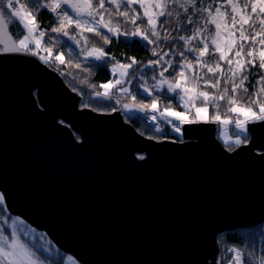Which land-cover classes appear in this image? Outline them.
Masks as SVG:
<instances>
[{
  "label": "water",
  "instance_id": "1",
  "mask_svg": "<svg viewBox=\"0 0 264 264\" xmlns=\"http://www.w3.org/2000/svg\"><path fill=\"white\" fill-rule=\"evenodd\" d=\"M13 39L0 27V41ZM82 99L38 57L0 44V193L63 253L80 264H221L220 235L264 224V133L232 152L218 123L149 139L125 120L146 112L99 113Z\"/></svg>",
  "mask_w": 264,
  "mask_h": 264
},
{
  "label": "snow or ice",
  "instance_id": "2",
  "mask_svg": "<svg viewBox=\"0 0 264 264\" xmlns=\"http://www.w3.org/2000/svg\"><path fill=\"white\" fill-rule=\"evenodd\" d=\"M42 11L53 17L49 29H41L37 22V16ZM122 25H130L131 31L123 29ZM0 27L11 31L14 37L11 43L0 41L5 53L30 54L45 64L50 62L54 47L43 48L48 53L47 57L40 55L42 38L48 31L56 34L52 39L67 37L76 45L81 43V39L88 44L86 32L98 37L103 45L112 43L108 34L116 38L122 35L136 37V40L127 42L144 48L155 45L150 51L156 59L144 65L149 72H156L159 66L158 76H151L155 82L153 88L165 96L173 93L169 99L182 102L185 111H173L168 106L161 110L157 107L159 97L154 96L148 104L141 103L138 107L124 104L128 113L151 110L152 113L159 112L165 120L169 116L174 117L181 125L234 123L237 131L235 139L227 141L230 146L226 150L229 152L240 146L256 147L253 136L264 133V0H0ZM69 29L78 31L70 35ZM173 32L178 34L172 35ZM77 36L81 39H77ZM181 41L184 42L180 45L181 50L173 52ZM163 42H167V50L161 46ZM30 45L35 47L30 48ZM65 46L71 45L66 41ZM87 56L102 62L93 66L106 67L113 62L112 73L119 71L118 80L99 85L108 99H111L109 88L124 81L129 70L140 63L135 57H128L127 63H121L115 56L109 60V52L95 44L88 49ZM208 56L214 57L211 64L204 60ZM62 57L63 53H60L55 59L63 64L65 61ZM174 57H182L183 60L174 61ZM197 65L201 70L206 69L205 75L211 73L217 77L215 82L196 75L194 70ZM140 71L136 68V73ZM165 73L168 75L165 76ZM250 75L253 77L251 92L245 86ZM137 78L138 81L143 80V75ZM202 80L206 87L217 89L219 94L197 91ZM221 80L227 85L222 89ZM137 87L143 88L141 95H151L143 85L138 83ZM120 91L128 93L126 87ZM96 95L102 94L96 92ZM238 95L240 100L237 99ZM131 99L135 101L136 96H131ZM197 100L202 101V106L197 107ZM224 100L228 106L227 112L237 114L234 121L227 118L221 121L219 101ZM209 104L217 109L211 119L204 115L208 112ZM187 113H191L193 118L189 119ZM132 118L129 116V119ZM152 120H156L155 115ZM173 128L183 135L179 126L173 125ZM155 131L159 132L160 129L156 128ZM258 155L264 160V150H260ZM137 158L146 159L144 155ZM3 198V193H0V200ZM230 251L233 256L228 258V264H264V255L258 254L254 248L247 253L237 248ZM68 260L71 264H79L74 257L70 256ZM0 264H42V261L15 231L8 235L0 231Z\"/></svg>",
  "mask_w": 264,
  "mask_h": 264
},
{
  "label": "trees",
  "instance_id": "3",
  "mask_svg": "<svg viewBox=\"0 0 264 264\" xmlns=\"http://www.w3.org/2000/svg\"><path fill=\"white\" fill-rule=\"evenodd\" d=\"M21 2H24V0H21ZM210 2V0H209ZM37 22L41 29H49L52 22L53 17L51 14L47 12H41L37 16ZM192 27V26H189ZM123 29H126L128 31H131L130 25H122ZM78 30L69 29L70 35L76 34ZM106 31V30H105ZM11 32V31H10ZM25 34V32H24ZM177 32H173L172 35H177ZM86 36L89 37L88 44H84L81 37L77 36V39H81V43L79 45H76L74 41H68L67 37H59L56 39H52L56 37L55 33H51L48 31L47 35L43 37V45L42 47H48L54 45L52 47V56L51 60H53V67L55 70L59 71L60 73L64 74V79L68 84H70L73 89L81 94H83V102L82 104L86 107H91L97 112H108L111 113V111H114L113 109H118L121 104H117L115 100H109L104 97H99L96 95V92H100L102 90L99 85L108 83L109 80L113 79V73L111 71V66L113 62H109L106 67H99V66H93V65H101V61H95V60H89L84 58V51L81 52V49H86L87 47L90 48L93 44L103 47L105 52H109V60L112 56H115L116 60H119L121 63H127L128 57H135L137 61L140 63L134 66L133 69H130L129 74L127 75L128 81H130L131 85V94H126L125 96L127 98H130L131 95L136 96L135 103L141 104H148L152 97L158 96V105L157 107L164 108L166 106L170 107L171 109H178L184 111V108L182 107L181 102L178 103L176 100L169 99L173 93H168L167 96L159 93L157 90L153 88L154 81L151 79L152 75H157L159 72V66H157L156 72H149L148 68H145L144 65L148 64L150 60L156 59V57H153L151 54L150 49L152 47H155V45H149L148 48H144L139 44H134L127 41H134L137 38L131 37V36H120L119 38L112 37L111 34H108L110 39L112 40L111 44L103 45L102 41L95 37L92 33H85ZM239 36V33L237 34V37ZM68 42L70 47L65 46V42ZM184 42H179L176 44L175 49L173 52L180 51L181 47ZM195 43V42H194ZM162 47L167 50V42H163L161 44ZM210 45V50H211ZM186 52V49H184ZM247 50V48L245 49ZM45 56H48V53L44 52ZM63 53V60L65 61L63 64L59 62V60H56V54ZM219 54V53H218ZM187 55V52H186ZM165 59H168V57H165ZM175 59L183 60L182 57ZM189 59H191V56L189 55ZM214 57L208 56L205 57L204 60L211 64ZM79 64L80 67L77 68L76 65ZM223 65V64H222ZM136 68L141 69L139 73H136ZM171 71V69H169ZM195 74L202 76L204 80H211L213 83L215 82L217 77L212 76L211 73H206V69L201 70L199 66H195ZM144 73H148V75H144ZM143 75V80L138 81V76ZM168 73H165V76H167ZM187 75V73H186ZM253 81V77L250 75L249 80L246 81L245 86L248 87L249 92L252 91L251 83ZM141 84L144 87L148 88L151 92V95L145 96L141 95L143 93V88L137 87V85ZM95 85V87H93ZM191 86V85H190ZM221 89L227 85L224 84V81L221 80ZM197 91H209L210 93L219 94L217 92V89H212L209 87H206L203 80L200 82L199 87L196 89ZM239 91V90H238ZM231 95V93H229ZM240 95H243L240 93ZM240 95L237 96V99L240 100ZM245 99H247L245 97ZM242 102V101H241ZM197 107L202 106V101L197 100L196 101ZM219 113L221 115V118H232L234 120L236 118V113H228L227 112V103L226 100L219 101ZM209 110V119L215 114L217 111L216 108L212 106V104H209L208 107ZM231 116V117H230ZM131 124H134V126L138 129V131L143 134L150 136L152 138L157 139H165L170 138L173 140H181V136L177 133L175 135H164L161 133H156L152 127L145 122V119L142 117H139L137 119L133 120H127ZM2 205V206H1ZM9 212L6 210V205H4V202H0V222L3 220L5 216H7ZM11 215V214H10ZM6 231H9V227H4ZM219 243L221 248V253L219 256V261L221 264H228V258L232 256L230 249L233 247H238L239 249H242L245 253L249 252L251 249H255L258 254L264 255V250L261 251V246L264 244H261L262 240L264 239V226H256L255 228H250L246 230H235L230 232H225L223 235L219 236Z\"/></svg>",
  "mask_w": 264,
  "mask_h": 264
},
{
  "label": "rangeland",
  "instance_id": "4",
  "mask_svg": "<svg viewBox=\"0 0 264 264\" xmlns=\"http://www.w3.org/2000/svg\"><path fill=\"white\" fill-rule=\"evenodd\" d=\"M26 34H27V32L25 30V35ZM42 40H43V38H42ZM42 45H43V42L41 44V49L43 50ZM32 47H33V45H30V48H32ZM88 49L89 48L87 47L84 50V54H85L84 58L86 60L87 59L93 60L92 57H88L87 56ZM59 54L57 53L56 56L59 55ZM216 55L218 56L219 54L217 53ZM43 56H45V55H43ZM52 61L53 60L50 59V62H52ZM221 64H224V62L221 61ZM111 70H112V66H111ZM119 78H120L119 77V71H117L115 74H113L112 81L115 82ZM125 87L128 89V93H124V92L120 91V89L125 88ZM104 91L105 90L102 88V90L100 91V93L102 95H100L99 97L107 98V97H105L103 95ZM108 91H109V96L110 97H111V95H116V96H119V97L123 96V97L127 98L125 95L126 94H131V92H130L131 91L130 81H128V79L126 77L124 81H122L120 84L116 85V87H110ZM131 101H132V99H131ZM120 104L122 105V103H120ZM181 104H182V102H181ZM182 107H183V104H182ZM171 110H173V111H182V110H178V109H171ZM149 111H151V110H149ZM187 115H188L189 119L193 118L191 113H187ZM204 115H207L208 118H209V110ZM159 119L162 122V124L157 127V128L160 129L159 132L156 131V133H158V134L162 133L166 129V127L169 124L170 120H175V118L171 117V116H169L167 118V120H165L162 116L159 117ZM224 119H226V117L221 118V121H223ZM227 119H231L232 120V118H227ZM218 125H219V131H220L218 133L219 139L228 148L230 145L227 143V141L230 138L232 140L235 139V135H236V131L237 130L232 129L231 128V124H224V123L221 122V123H218ZM182 126L180 127L181 128V133H182ZM178 134L180 136H182L180 133H178ZM2 201L4 202V199L0 200V202H2ZM6 226L9 227L8 228L9 231H5L4 230V229H6V228H4ZM0 231H2L3 234H5V235H8L11 232L15 231L24 242L28 243L32 247V249L34 251H36V254H37V256L40 257V259L42 261V264H71V262L68 260V257H70V255L61 252L57 248V246L54 245V243L52 244V241L49 239V237L47 235H45V233L43 231L40 232L37 229H35L33 226H29L20 217L18 218L16 216L10 215V213H9L7 216H5L3 218V220H1V222H0ZM233 248L239 249L238 247H233ZM240 250L243 251L242 249H240ZM231 254L233 256L232 252H231Z\"/></svg>",
  "mask_w": 264,
  "mask_h": 264
},
{
  "label": "bare ground",
  "instance_id": "5",
  "mask_svg": "<svg viewBox=\"0 0 264 264\" xmlns=\"http://www.w3.org/2000/svg\"><path fill=\"white\" fill-rule=\"evenodd\" d=\"M161 110H162V108H160ZM147 114H148V116H150V115H152V114H154V113H152L151 111H148V112H146ZM159 117H161L160 116V114H158L157 115V118H158V126L159 125H161L162 124V122L160 121V119H159ZM171 121V123H169L168 125H167V127H166V129L161 133V134H164L165 136L166 135H169V134H171V135H175V134H177V132H175V130L172 128V125L173 124H176L177 123V126H179V127H181L182 125L180 124V122L179 121H175V120H170ZM183 127V126H182ZM231 128L232 129H234V126H232L231 125ZM217 131H218V133L220 132L219 131V125H218V129H217ZM166 139H170V138H165V139H160V140H166ZM218 139H219V136H218ZM171 140H173V139H171ZM220 140V139H219ZM174 141H176V140H174ZM177 141H182V136H181V140H177ZM221 141V140H220ZM224 144V143H223ZM227 148V147H226ZM235 149V148H234ZM261 226H264V224H262Z\"/></svg>",
  "mask_w": 264,
  "mask_h": 264
},
{
  "label": "built area",
  "instance_id": "6",
  "mask_svg": "<svg viewBox=\"0 0 264 264\" xmlns=\"http://www.w3.org/2000/svg\"><path fill=\"white\" fill-rule=\"evenodd\" d=\"M159 114V112H157V113H154V114H152V115H150V116H148L147 117V122L149 123V124H151L153 127H156V126H158V118H157V115ZM153 115H155L156 116V120L155 121H153L152 120V116ZM173 125H176L177 126V123L176 124H173ZM173 125H172V128H173ZM174 129V128H173ZM261 251L262 250H264V244L261 246Z\"/></svg>",
  "mask_w": 264,
  "mask_h": 264
},
{
  "label": "flooded vegetation",
  "instance_id": "7",
  "mask_svg": "<svg viewBox=\"0 0 264 264\" xmlns=\"http://www.w3.org/2000/svg\"><path fill=\"white\" fill-rule=\"evenodd\" d=\"M126 120H128L127 117H126Z\"/></svg>",
  "mask_w": 264,
  "mask_h": 264
}]
</instances>
